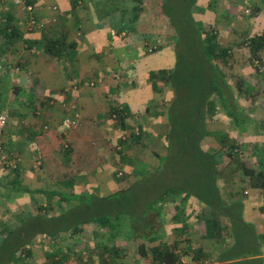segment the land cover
<instances>
[{
	"label": "trees",
	"instance_id": "trees-1",
	"mask_svg": "<svg viewBox=\"0 0 264 264\" xmlns=\"http://www.w3.org/2000/svg\"><path fill=\"white\" fill-rule=\"evenodd\" d=\"M81 1L83 2V0ZM112 1L110 6L106 4L104 10L102 9L105 14L100 18V21H96L99 27L110 29L109 40L112 47L128 45V43L147 40L151 36L159 35L157 33L160 31H157L159 30L157 27V32L154 33L143 31L133 34L134 23L138 18L139 4L143 0ZM166 2L169 0H156L155 7L158 5L159 15L156 18L155 12H158V9L151 13V20L152 16L154 17L153 22L150 20L151 29L155 27L156 21L162 22V24L169 22L179 37L182 34L186 37H194L195 34L196 42L202 48L201 50H207L213 54V57L221 54V57L229 55L227 48L215 52L216 43L212 44L208 41V39L211 41L212 38H216L214 33L208 32L202 38L200 32L190 29L189 26L192 25L193 18L189 14L187 6L190 3L193 5L195 0L188 2L174 0L172 3V8H175L179 2L182 5L180 15L184 24L182 31L177 29V25L175 27L170 10H164ZM27 3L30 4L28 0ZM71 3L73 6L76 5V0ZM10 5H14L11 0L1 4L0 51L4 48V44L19 39L21 34L16 18L10 12ZM131 13L133 14L130 17L128 14ZM34 15L36 16V13ZM113 21L117 24L113 25ZM163 26L168 29V25ZM129 33L131 34L129 35ZM163 34L170 36L171 32L167 31ZM131 35L132 37H129ZM65 38V34L44 31L39 43L34 42V44L28 45L29 48L36 47L57 60L65 61L73 58L76 47V43L67 42ZM249 43L251 53L258 57L257 52L264 45V34L251 37ZM159 47L160 45L157 44L151 49L149 47V50L154 49L155 52ZM2 65L3 69L9 70L10 65L6 66L4 63ZM174 71L175 67L174 69L152 71L148 75L154 91L157 89V80L169 87L172 98L167 111H170L171 103L176 99L177 94ZM217 72L219 77L217 84L207 83V77L202 78L195 88L192 87V89H188L189 92H186V99H184L186 105L177 113L178 119L173 121L168 118L170 125L165 134L166 151L165 154L157 156L160 163L157 169L152 171L150 180L144 179L147 172L145 173V169L141 165L132 164L133 174L136 177V173H138L141 175V179L135 178L128 186L110 195L90 194L87 189L84 192H72L74 183L71 179L63 185L65 189L69 190L68 192L54 189H41L32 192L33 194L30 196L32 202L34 194H39L42 197L36 210H25L23 212L24 220H21L19 225L15 227L5 225L1 230L0 264H27L33 255L31 247L34 242H41L49 247L43 248L42 254L45 261L42 264H65L71 258H74L77 264H88L94 254L99 258L98 264H124L126 252L129 249H133L139 259L145 261V264H175L179 258L176 250L180 249L182 241L178 244L175 241L170 244L160 241L152 245L150 243L163 236L165 220L162 218V213L165 206L175 207V214L172 216L174 220L183 217L180 213L178 217V207L175 205L176 202H180L177 196L180 192H186L189 195L194 193L195 198L211 210V213L203 219L208 235H215L214 238L220 235L221 230L217 219L219 215H224L230 220L229 233L232 236V243L220 252L217 257L218 264H261L258 257L261 254L259 240L253 228L243 221L240 212H238L242 208L241 200L225 204L216 181L221 179L223 184H229L236 180L235 176L238 180L246 178L248 185L264 191V144L255 143V148L250 150L248 157L255 158L256 161L247 162L244 159L246 154L241 147L245 145L237 144L236 139L230 137L228 133H222L219 137L215 132L206 129V119L202 114L204 107L211 109L214 113L217 110L224 111L226 116L232 118V123L239 131L244 130L250 120L244 108L239 107L236 100L233 99L234 94L227 81L223 79L218 70ZM5 89L7 91V88ZM212 93L215 96L212 97ZM245 95L254 97V94L249 92H246ZM2 107L0 100V112L3 109L8 112L7 108ZM262 109L264 110V104ZM233 111L236 113L231 114ZM115 114L119 115L118 110L115 111ZM256 121L255 132L264 135V117L263 119L258 118ZM175 126H179L180 130H175ZM208 134L214 135L213 142H211L213 144L204 150L205 148L200 142ZM142 135L143 131L140 128H134L128 135L131 145L140 142L148 146L146 142L141 141ZM125 145L122 144L123 147ZM6 151L12 155L7 148ZM123 151L124 149L117 148V152L122 155V158H124ZM68 153L69 147H63L66 159ZM5 168H0L1 174H14L18 170V166L14 169ZM119 173V175L116 174V178L123 177V173ZM153 174L163 179V182L177 181L178 179L182 186L180 188L185 191L175 190L174 187H171L172 184L165 183L166 185L162 189L163 193L168 188L171 189H168L170 192L175 191L169 195L170 197L163 193L157 195L155 193L152 196L146 194V200L143 194L150 193L152 189L156 190L157 184ZM1 185H3V189L7 187L0 179ZM25 191V193L30 192L27 189ZM139 203H141V209L138 206L137 210L136 206ZM154 205L157 206L154 207ZM88 226L91 227L89 230H87ZM85 240H94V246L89 249L94 253L86 254V249L81 247ZM191 258L201 260V251L193 252Z\"/></svg>",
	"mask_w": 264,
	"mask_h": 264
},
{
	"label": "crops",
	"instance_id": "crops-1",
	"mask_svg": "<svg viewBox=\"0 0 264 264\" xmlns=\"http://www.w3.org/2000/svg\"><path fill=\"white\" fill-rule=\"evenodd\" d=\"M6 1L9 0L0 1V11L1 4ZM28 1L30 4L27 1L26 3L33 7L38 18L43 17L47 10L45 3L48 0ZM49 1L51 5L56 2L61 9H68L65 0ZM10 12L16 18L21 32L19 39L28 44L39 43L41 31L34 34L24 32L20 26L21 19L18 18L19 8L10 5ZM76 22L79 28L78 35L85 38L84 46L81 47L77 38H72L69 42L76 43L74 53L77 54L70 60L62 61L63 63L41 50L31 53L23 48L15 49L13 45L18 39L6 43L9 47L4 46L0 51L3 55L17 59L16 64H12L14 60L5 58L9 60L8 63H4L6 66L10 65V68L12 65L17 69L12 76L6 72L9 70L3 69V65H0L2 89L0 100L2 108L8 109L4 129L5 146L11 154L20 158L18 170L14 174H1L0 171L1 181L7 185L4 189L3 185L0 186V212L3 214L14 211L10 205L18 203L19 199H24V202L31 201L30 196L36 190L54 189L68 192L63 185L70 179L74 183L72 192H84L86 189L93 191L101 186L105 189L99 191L100 196L110 195L128 186L131 176L126 179L116 178L115 170L118 165L124 166L125 171L131 174L133 167L127 163L134 155L123 154L122 158L117 148L125 151V148L132 146L128 135L134 128L143 131L141 141L146 142L153 153L152 157L150 155L146 159L137 158V164L145 170L155 168L158 165L157 156L164 154L159 150L166 145L165 134L169 129L167 108L172 93L165 90L160 80L156 81L157 89L154 91L148 78L152 69H141L144 63L134 62L136 57L132 59V54L137 53V49L134 52L130 45L133 43L139 45L143 40L114 48L110 45V40L109 43L104 41L105 37L102 34L103 30L108 29L110 37L109 28L99 27L96 21L89 24L84 15L80 20L76 18ZM62 30L64 32H59L60 34L69 35L66 29ZM87 36L92 39L89 40L90 44L85 45ZM96 42L100 47L99 52L92 46ZM84 48H88L86 52ZM97 76L99 79L96 82ZM233 99L237 100L235 97ZM116 110L118 116L115 114ZM244 111L250 118L244 130L236 129L232 120H229V124L227 119H224L226 115L223 114L221 121L218 120L219 115L212 118L214 126L212 125L210 131L220 132L226 129L225 133L236 139L237 144L245 145L241 146L242 150L249 156L250 150L255 148L257 142L247 140L246 136H256V119L260 116L253 108L247 110L245 108ZM68 116H76L78 121L65 135L62 120ZM122 144L126 145L123 147ZM65 146L69 147L67 159L63 154ZM251 161L256 160L252 158ZM152 164L155 166H151ZM224 185L220 192L222 200L226 202L225 204L241 200L242 208L238 212L243 221L253 228L259 240L261 254L258 257L261 264H264V191L248 185L246 178ZM25 189L30 192L25 193ZM247 194L250 195L249 198L246 197ZM197 204L193 213L188 212V207H185L182 209L183 213H180L183 217H179L178 213L179 218L174 220L176 231H183L181 237L170 240L168 234L166 236L163 234L161 237L164 240L159 241L169 244L174 241L178 244L182 241L179 247L181 250L177 249V254L189 262L218 264L217 257L220 252L232 243V236L229 233L230 220L224 215H219L217 219L221 233L214 238L215 235L210 236L206 232L203 220L211 210L200 202ZM28 210H31V206L26 211ZM174 214L175 209L173 216ZM186 219L191 221L187 222ZM10 223L12 222L0 221L2 228L5 225L10 227L19 225V222ZM198 250L201 251V260L192 259L193 252Z\"/></svg>",
	"mask_w": 264,
	"mask_h": 264
},
{
	"label": "rangeland",
	"instance_id": "rangeland-1",
	"mask_svg": "<svg viewBox=\"0 0 264 264\" xmlns=\"http://www.w3.org/2000/svg\"><path fill=\"white\" fill-rule=\"evenodd\" d=\"M3 1V0H0ZM5 1V0H4ZM27 1V0H25ZM68 3V9L63 10L58 5V3L54 2L52 5L50 4V1L48 0L47 3H45V7L47 10L45 11V14L43 17H39L34 15V10L31 9V11L26 10V6L28 5L26 2L23 5H16L15 7L19 8V14L18 15L21 19V27L24 32L28 34H34L41 31V36L44 33V31L49 32H64L62 29H66V31L69 33V35L65 34V39L67 42L72 40V38H77L79 40L81 47H83V40L85 38H82V36L78 35L79 28L78 24L76 22L80 18H82V15H84L87 18V22L89 24H93L95 21H100V18L103 17V14L105 12L102 11L106 7V4L110 6L111 3H113L112 0H76V5L73 6L71 2L73 0H65ZM174 0H169V2H166V6H164V10L168 11L170 10V13L173 16V19L175 21V27L177 25V29L184 30V24L182 20L180 19L181 15V3H177L175 5V8H172V3ZM178 2V0H176ZM192 1V0H186ZM156 0H143L141 4H139L138 8V18L137 21L134 23L133 34L139 33V32H159L157 34L148 38L147 40H143L139 45L137 43H133L130 45L131 49L135 52V49H137V53L132 54V59H134V62H141L144 63L142 68H149L152 69L153 72L162 70V69H169L175 67L174 71V82L177 85V94L176 99L173 100L171 103L170 111H167V121L168 118L171 120H175L177 117V113L180 112V109L185 106L186 102L184 99H186V92H189L192 89V87H196V85L201 82L202 78H206L207 83H215L219 81L218 72L222 74L223 79L227 81L229 84L234 97L237 98L236 103L239 107H242L249 109L253 108L256 109L258 116L263 119L264 117V110L262 109V106L264 104V45L259 49L257 52V56L255 57L251 51H250V38L251 37H258L264 34V0H195V3L192 5L190 3L189 6H187V10L189 14L192 16L193 23L190 27L192 31L195 30L200 32L201 37L206 35L208 32H212L216 35V38H212L211 41L208 39L209 42L212 44L215 42V52L219 51V49L227 48L229 50V55L227 56H216L213 57V54L208 52L207 50H201L202 48L198 46V43L196 42L197 36L195 37H186V35L182 34L181 37L177 36L174 32V29L172 25L169 22H165L162 24V22H157L155 27L152 29L151 27V13L153 10L158 9V12H155V16L157 18V15H159V7L156 5ZM170 6V7H169ZM55 7L56 9H53ZM33 8V7H32ZM79 14V16L76 15ZM47 13V15H46ZM133 13L128 14L130 17ZM32 15L36 19V24L31 27L28 25V18ZM76 15V16H75ZM151 20V21H150ZM157 20V19H156ZM115 21V20H114ZM112 22V24H117L115 22ZM80 22V21H79ZM153 22V21H152ZM80 24V23H79ZM163 25H168V29H165ZM156 27L159 29L157 30ZM149 29V31H147ZM108 29L103 30L102 34L105 37V42L109 43V36H108ZM157 30V31H156ZM162 31V32H161ZM171 32V35L168 36L167 34H163V32ZM132 33V32H131ZM129 33V35L131 34ZM38 35V34H35ZM135 35V34H134ZM177 36V37H176ZM129 37H132L129 36ZM26 38V37H25ZM81 38V39H80ZM90 37L87 36V44H90L89 39ZM207 41V40H206ZM3 42H5L3 40ZM2 42V43H3ZM15 45L13 47L18 50L20 49H26V51H39L40 49L34 47V49L31 47L29 48L28 43L22 42L20 39L16 41ZM25 44V45H24ZM160 45V47L157 49V51L154 52V49L152 51H148L149 47H154L156 45ZM5 48L9 47V45L4 44ZM96 48V52H99L98 48V42L96 44L92 45ZM213 46V45H212ZM105 48V45L102 46ZM115 48V47H114ZM88 48H84L83 50H87ZM76 50V49H75ZM74 50V51H75ZM4 51V50H3ZM40 52V51H39ZM105 52L106 48H105ZM9 54V53H7ZM77 53H75L76 55ZM99 54V53H98ZM216 54V53H214ZM75 55L73 57H75ZM10 55H3V53H0V65L7 62L9 60L6 59H12V64H16V58L9 57ZM127 56V55H126ZM158 57V58H156ZM6 58V59H5ZM16 59V60H15ZM129 59V58H128ZM157 59V60H156ZM62 62V61H61ZM63 63V62H62ZM138 66V64L136 65ZM215 70V71H214ZM10 71V72H9ZM9 71H6L11 76L14 74V71L17 72L16 67L12 66L9 68ZM151 71V72H152ZM139 78V77H138ZM99 76L95 78L96 82L98 81ZM209 79V80H208ZM90 80V78H89ZM165 90L170 91L169 87L165 85ZM206 86H208L206 84ZM171 92V91H170ZM246 92L254 94V98L248 97L245 95ZM212 97L215 96L214 93L211 95ZM212 97H208L211 99ZM146 96H144V99ZM144 105V104H143ZM142 109V108H139ZM191 108L189 107V110ZM170 112V114H169ZM224 111H218L213 112L211 109L204 107L202 114H204V118L206 119V129L210 131V128L214 126V122L212 121V118H216L218 115V120H222V116L224 117ZM228 112V110H227ZM236 112L233 111L231 114H235ZM169 115V117H168ZM216 115V116H215ZM70 117V116H68ZM74 117V116H72ZM259 117V118H260ZM66 118V117H65ZM77 119V117L75 116ZM227 119V122L229 120H232L231 117L226 116L224 119ZM76 120V124H77ZM136 121V120H135ZM169 122V121H168ZM212 123V124H211ZM75 124V125H76ZM230 124V122H229ZM73 125V126H75ZM170 125V123H169ZM213 125V126H212ZM72 126V127H73ZM64 127V126H63ZM70 127V128H72ZM136 127V123L134 125ZM233 128V126H231ZM252 127V126H251ZM69 128L64 127L65 135L67 134L66 131H68ZM180 130L179 126H175V130ZM252 130V128L250 129ZM212 131V130H211ZM222 131V130H221ZM218 132L216 136H219L226 132V129L222 132ZM210 133V132H209ZM249 137V138H248ZM212 139H214V135H206L203 140L200 142L202 147H204V150H207L210 146L209 143L213 142ZM247 140H256L257 143L264 144V135L256 133V136H246ZM166 146V145H165ZM129 148H125V151H123V154H130V156L134 155L132 157L133 159H129L127 163L128 166H132V164H137V158L146 159V157H152L153 153L152 150L148 148L143 143H134L132 146H128ZM165 148L159 150L160 152H163L165 154ZM246 157V158H245ZM245 160L247 162L251 161V159L246 155L244 156ZM158 164L160 163L157 159ZM125 163V162H124ZM157 164V163H156ZM126 165V164H125ZM151 166H155V164H152ZM158 166V165H157ZM157 166L150 167L149 170H145V173L147 176H145V180H150L151 173L155 169H157ZM116 174H120L119 172L123 173L122 179H126L127 177L131 176L130 183H132L135 178L139 177L141 179V175H138L136 173V177L133 174H128V172L125 171L124 166H117L116 167ZM125 171V172H124ZM156 180V190L152 189V191L145 192L143 196L145 195V198L147 200V195H156L158 193H163V187L164 185H171V187H174L175 190L185 191L181 189V183L179 180H171L170 182H163V179H160L159 176H154ZM121 179V178H120ZM234 179H238L236 176ZM217 186L219 187L220 192L224 189L225 186L224 182L222 180L217 179ZM146 183V182H145ZM166 183V184H165ZM105 188L94 189L93 191L88 190L90 194L99 195L100 190H104ZM169 189V188H168ZM166 190L163 195L168 194L167 197H170L169 195L173 192H170L169 190ZM162 190V191H161ZM160 191V192H157ZM175 192V191H174ZM173 192V193H174ZM241 192V190H240ZM178 193V192H177ZM242 193V192H241ZM250 194V193H249ZM100 196V195H99ZM180 199V202H176V206L178 207L177 212L183 213L182 209L188 207V212L193 213L195 208H197V202H199L193 194L190 193L187 194L186 192H180L177 195ZM248 194L246 195V197ZM250 195L248 196V198ZM42 199L41 195L34 194V200L32 201H26L24 202V199H19L18 203H13L10 205V207L14 208V211L7 212L5 214L0 212V221L4 222H12L13 224H16V222H20L23 219V212L30 208L36 210V206L38 202ZM27 200V199H26ZM140 200V199H139ZM226 203V202H224ZM202 204V203H201ZM17 206L19 207L17 209ZM138 206H140L141 209V203H139L136 206V209L138 210ZM157 205H154L156 207ZM173 208V209H172ZM175 209L174 206H167L163 209L162 218H164L165 222L163 223V234L165 236L168 234V238L170 240H173V238L178 239L183 235V231L178 232L176 231L175 226L176 221H174L173 218V210ZM187 222L191 221L190 219H186ZM10 223V224H12ZM5 224V223H4ZM1 225V224H0ZM9 226V225H7ZM183 226V224H182ZM2 228V225H1ZM0 228V231L2 230ZM91 227L88 226L87 230H89ZM166 228V229H165ZM167 230V231H166ZM167 232V233H166ZM162 234V235H163ZM159 240H164L163 237H161ZM159 240L152 242L150 245L157 243ZM94 240H85L82 248L86 249V254L88 253H94L91 249L92 246H94ZM43 248H49L47 244L41 243V242H34L31 249L33 252V255L31 258H29L27 264H42L45 259L43 257L42 251ZM129 249V248H128ZM127 256L125 257V263L124 264H145V261L142 259H139V257L136 255L135 251L133 249H129V251L126 252ZM92 256V254H91ZM99 258L94 254L92 256V259L90 263L88 264H98ZM65 264H77L76 260L74 258L69 259L65 262ZM112 264V263H111Z\"/></svg>",
	"mask_w": 264,
	"mask_h": 264
},
{
	"label": "built area",
	"instance_id": "built-area-1",
	"mask_svg": "<svg viewBox=\"0 0 264 264\" xmlns=\"http://www.w3.org/2000/svg\"><path fill=\"white\" fill-rule=\"evenodd\" d=\"M12 3L16 5H24L25 0H11ZM32 7L30 5L26 6L27 11H31ZM53 9H56L53 7ZM36 24L35 18L30 15L28 18V25L33 27V25ZM8 119V112L6 109L1 110L0 112V168H5V169H14L18 166L20 162V158L14 154L10 155L7 153L5 145H4V129L6 127ZM76 118L74 117H66L62 120V126L65 128H70L73 125L76 124ZM3 166V167H2ZM177 252V250H176ZM175 264H202L198 262H189L187 261L183 256H180L178 258V261Z\"/></svg>",
	"mask_w": 264,
	"mask_h": 264
}]
</instances>
